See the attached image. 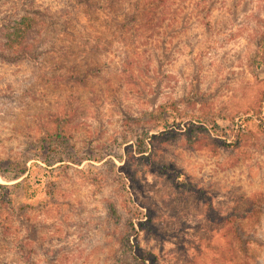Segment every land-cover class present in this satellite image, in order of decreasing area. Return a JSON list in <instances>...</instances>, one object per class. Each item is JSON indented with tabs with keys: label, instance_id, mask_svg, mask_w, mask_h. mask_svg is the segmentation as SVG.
<instances>
[{
	"label": "rangeland",
	"instance_id": "374dc122",
	"mask_svg": "<svg viewBox=\"0 0 264 264\" xmlns=\"http://www.w3.org/2000/svg\"><path fill=\"white\" fill-rule=\"evenodd\" d=\"M65 2L35 0L37 62L0 61V264H264V0H169L151 43Z\"/></svg>",
	"mask_w": 264,
	"mask_h": 264
},
{
	"label": "trees",
	"instance_id": "16d2710c",
	"mask_svg": "<svg viewBox=\"0 0 264 264\" xmlns=\"http://www.w3.org/2000/svg\"><path fill=\"white\" fill-rule=\"evenodd\" d=\"M5 1L7 3L9 1L13 2L14 0ZM16 1L19 2L20 0ZM65 1V5L61 8V12H64L63 14L67 16L71 15V11L77 12L80 9L84 12L94 13L97 10H106L109 13V10L115 3L116 15H113L112 18H110L111 20L106 21V26L108 29L111 28L113 36L116 31L120 32L119 36H124L125 32L128 30L133 39L138 40V38H146L149 39L148 41L151 43L155 37L153 27L160 23L163 6L168 3L169 0H116V2L115 0H103L101 2L99 0ZM21 4L20 11H14V14L4 17L0 24V61L11 64L37 62L39 51L37 52L35 46L40 41L46 21L49 19L46 13L36 8L35 0H21ZM127 6H129V9ZM132 51L134 55L132 54V56H127L125 58L126 66L123 72H125L126 68L131 67L133 62H136V58L133 57L136 54L134 47ZM63 67H65L64 72L54 73V80L57 83L70 87L79 84L81 86H86L90 76L89 74L96 76L95 74L101 71L98 63L94 62L87 63L83 68H80L76 63L70 65L62 63L59 68ZM260 108L261 105L259 107L261 111L262 109ZM262 108H264V105ZM73 112H75V109H73L72 112L66 109L63 114L58 113V115L54 116V120L56 121L54 130L57 137H62V139L65 138L66 126L70 124L75 116H73ZM154 112L158 115L160 106L158 109H155ZM260 122V124L263 125L264 118ZM57 161H62V159L59 158ZM49 165H51V163H49ZM21 176H23L21 179L13 183V187H20L31 177L30 169L26 165L16 170L13 179H18ZM39 182L40 180L36 178L35 183ZM7 186V184H0L1 188ZM214 214H216V212ZM235 231H237L236 234L239 236V240L245 245L247 239L243 237L239 229L236 230L235 228Z\"/></svg>",
	"mask_w": 264,
	"mask_h": 264
}]
</instances>
